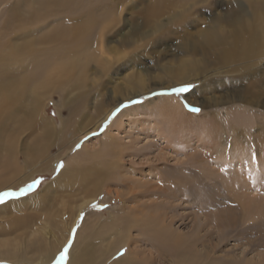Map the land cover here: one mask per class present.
<instances>
[{"label":"rangeland","instance_id":"1","mask_svg":"<svg viewBox=\"0 0 264 264\" xmlns=\"http://www.w3.org/2000/svg\"><path fill=\"white\" fill-rule=\"evenodd\" d=\"M21 1L23 0H1L0 23L4 20L5 12L9 16L13 15L15 10L11 8L19 6ZM241 1L243 7L240 15L243 14V20L248 16L245 13L247 7L252 11L251 14L256 13L247 0H211L196 6L197 15L193 8V14L182 23L184 19L180 17L167 20L172 10L175 12L177 8L162 7L164 12L157 15L161 10L157 6L159 1L130 0L122 8L120 15L117 13L120 9L117 10L115 21L104 30V34L93 38V56L91 55L92 58L85 67V79L82 83L69 85V94H54L44 102L41 110L43 117L47 123L55 126V134L45 133L42 126L33 125L35 128H30L29 118L25 115L28 106L26 99L15 104V107L11 106L13 111H19L17 115L24 113V119L20 122L21 128H16L12 133L4 132V137L0 139V192L19 191L34 180H40L41 183L28 195L0 204V207L3 206L0 208V244L8 239L15 247L13 250L4 248V251H15L12 253L14 255L4 257L17 263L27 260L34 264H47L48 261L43 260V252L60 249L49 263L56 264L61 252L71 241L70 248L74 246L77 253L83 254L84 264H91L102 251L109 255L108 262L111 264H128L133 260V264H172L171 257L163 253L157 239H152L155 231L150 228V222L162 214L164 218H169V230L186 241L185 245L190 244L189 262L183 261L182 264H264V145L261 150L257 146H250V153L245 148L248 151L243 155L246 158L242 157V163L245 164L248 159L247 167L250 162L255 164L250 170L246 166L239 170L233 166L234 163L220 170L217 166H212L211 161L216 158L209 159L208 152H203V145L195 147L197 145L193 144L200 137L199 123L198 129L195 128L187 136H181L176 141L177 144L173 142L170 147L158 136V130L166 131L173 121L171 116L159 111V104L166 97L174 98L186 106L187 110L199 108L200 111L195 112L196 118L203 121L206 120L203 110L206 113L214 109L210 105L213 104V96H216L221 100L218 107L215 105V110L220 114L219 123L227 127L239 126V132L235 131L233 136L240 132L244 134V131L251 136H260L264 132L263 107L257 109L243 102L242 106L245 104L246 108H242L235 100L230 99L236 89L249 84L251 74L264 75V54L257 62L253 59L251 63H234L229 67L231 72L213 76L215 78L210 82L204 80L201 83L202 78L197 77L198 82L193 81L189 85L178 82L174 85L173 81L165 77L173 76L169 68H178L181 65L180 59L185 60L183 56L186 53L172 55L178 52L177 49L174 50L175 44L183 45L181 47L184 49L188 46L185 45L187 39H194L198 29L216 21L220 22L221 34L227 35L228 31L223 30L221 24L233 19V16L227 17L233 9L238 16L236 4ZM148 8L152 10V14H146ZM155 22L159 29L158 25L154 26ZM134 29L142 36L137 35L134 41L123 38L133 34L130 32H134ZM187 33H193V36L188 37ZM115 52L123 57L121 55L115 58ZM100 57L109 58L104 62ZM239 67H242L241 70H237ZM154 76L158 80H151ZM160 82L170 89L146 92L147 86L156 87ZM178 89L187 90L177 92ZM83 94L89 95L84 104ZM79 96L83 100L81 103L77 102ZM96 101L101 102L98 109L95 107ZM113 101L124 102L109 113L107 121L96 125L100 116L113 106ZM78 108L80 117L72 116V112ZM123 112L119 130H112L115 135L113 147H119L127 157L116 168L111 165L115 159L105 152L104 145L109 133L106 131ZM70 118L73 119L69 120ZM66 121H71L66 132L57 136L61 125ZM224 139L227 141V138ZM231 143L228 148L232 146ZM226 146L223 145L221 149ZM9 147L18 151L17 163L20 168L16 173L13 170L2 171L5 159L9 156L13 158L7 152ZM254 149L257 154L253 153ZM37 150L41 154L35 156ZM22 154L32 163L23 165L25 159ZM175 156L178 161L174 159ZM82 162L84 164L80 168L79 164ZM60 163H63V168L57 171ZM67 166L71 172L89 169L88 174H85L88 177L86 180L77 179L73 182L79 185L77 190H70L71 182L66 187L63 186L67 183L61 186L56 182L57 174ZM239 172H242V178L238 176ZM199 175L203 177L202 185ZM178 176L183 182L189 183L188 187L183 183L177 184ZM248 182L251 187L246 185ZM157 185H162L166 194L173 188V191L180 193L175 198H168L169 195L163 193V197L157 192L158 189L152 190ZM252 187L255 190L253 192ZM147 189L149 193H146ZM242 191L243 203L248 199L247 203L251 204L244 205V211L234 199ZM134 194L138 198L134 199ZM4 205L9 207L5 208ZM157 205L160 208H155ZM163 213H166L165 216ZM228 213L230 214L227 215ZM135 222L141 225L147 222L143 234L132 227ZM129 225L132 228L126 234L131 239L130 249L121 241ZM199 225L205 226L202 227L203 230ZM157 226L161 229L160 225ZM38 238L43 242L41 247H44V251L38 247ZM197 239L199 243L195 249L194 242ZM174 264H178L177 259Z\"/></svg>","mask_w":264,"mask_h":264},{"label":"bare ground","instance_id":"2","mask_svg":"<svg viewBox=\"0 0 264 264\" xmlns=\"http://www.w3.org/2000/svg\"><path fill=\"white\" fill-rule=\"evenodd\" d=\"M129 1L130 0H23L21 1V4L19 6H14V9L11 8L12 10H15L13 15L9 16L7 11L5 12L4 20L0 23V116L3 117V122L0 123V139L4 137V132L10 131L9 133H12L15 132L16 128H21L20 122L24 119V113L17 115V112L19 111H13L11 109V106H14L24 99H26V101L28 102V106L25 109L26 112H24L25 115L29 118L28 121L30 122L28 125L30 126V128H33L34 126H42L45 128V133H56L55 126L53 124L47 123L45 118L43 117V112L41 110L44 102L54 94H59L61 92L69 94V85H79L82 83L83 79H85V67L91 60V55L93 54L91 49L94 46L93 38L97 35L104 34V30L107 29L111 22L115 21L117 10L120 9L119 12H117L118 15H120L122 12V8H124L126 3H128ZM155 1H159L157 6L161 7V10L159 13H157V15L164 12L162 7L169 9L177 8L175 12H173L172 10V13H170L171 15L168 16L167 20L172 21L176 19V17H180L181 19H184L182 20V23H184L187 21L186 17L189 18V16L193 14V8L196 14L195 8L197 5L209 3L211 0ZM247 1H250L249 6H251L253 11H255L256 13L251 14L252 11L249 9V7H247L245 9V13H247L248 16L247 19L243 20V14L240 15L241 9L243 7V2L241 1L240 3H237L236 6L239 9L238 16H236L235 10L233 9V12L231 11L227 15V17L233 16V19L225 20L221 24V28L228 31L227 35L221 34L220 22L216 21L211 25H206L205 27L198 29V32L195 35L194 39H187L185 45L188 46L184 47V49L181 47L183 45L175 44L176 47L174 50L177 49L178 52L173 53L172 55L186 53L183 56L185 57V60L181 61V59L183 58L180 59L179 62H181V65L178 68H169L173 76L167 75L165 76L166 79L173 81L175 83L174 85H176L178 82H181L184 85H189L193 81H197V77L202 78L200 81L201 83L204 80L206 82H210L215 78L213 76H219L221 74L229 73V67H232L234 63H236V65H240L243 62L251 63L254 61L253 59H255L257 62L258 58H260V56L264 54V0ZM146 14H152V10L148 8ZM156 25H158V23L155 22L154 26ZM159 28L160 27L158 25V29ZM130 33L133 34L123 36V38L132 39V41H134L138 35L136 29H134V32ZM139 36L142 35H138V37ZM187 36L191 37L193 36V33H187ZM104 53L105 52L103 51V54ZM121 55L122 54L115 52L114 57H120ZM108 58L109 57H100V59H102L104 62L107 61ZM241 68L242 67H239L237 70H241ZM139 78V82H141V77ZM249 78V84L236 89L234 91V94L231 95L230 99L235 100L238 106H242L243 102H247L250 106L256 107L257 109H261L262 107L264 108V75L257 76L255 74H251V77ZM151 80H158V78L157 76H154ZM162 86V82H160V84H158L156 87L147 86L146 92L153 93V91L155 92L161 89H170L169 86ZM85 95L86 96H84L83 94L85 99L84 101L81 100V96H79L77 102L81 103L83 101L84 104V102H86V99L89 98V95ZM130 99L131 98H129V100ZM162 99L163 102L162 104L160 103L161 106L159 104L160 113L171 116V119L173 120L166 128V131L158 130L159 139H161L167 147L173 145V142L174 144H177L176 141H179V138L181 136H187L191 134L195 128L198 129L197 124L199 123L200 134H198V136L200 137L199 139L194 140L193 144L197 145L195 147L203 145V152H208V158H216L211 161L212 166H217V168H220V170L224 167L228 168L229 166H231V163H234L233 166H236V168L239 170H242V168L245 169V166L247 167L248 164L247 161L249 160L247 159L245 161V164H243L242 159L244 158L242 157L246 158V156L243 155L246 151L249 150V147L254 145L257 146L260 150L261 148H263L264 137H262V135H264V132H262L260 136H251L244 131V134L240 132L239 135L236 134L235 136H233V133L235 131L239 132L238 125L227 127L225 126V124H222L221 122L219 123L218 118L220 117V114H218L217 110H215V105H217L218 107V103H221V100L216 96H213V104H209L211 107L214 106V109L211 111L208 110L206 111V113L203 110V113L206 117V120L204 119L203 121L196 118L195 112L187 110L185 108L186 106L176 101L174 98L166 97ZM122 102L124 101H113V106L110 107L107 112H104L102 116H100V118L96 122V125L107 121L106 119L108 118L109 113ZM100 103L96 101V109H98ZM192 104L196 107V105H194V102ZM197 107L199 106L197 105ZM202 107H207V105H204ZM242 108H246V105L243 104ZM79 112V108L75 109L72 112V116H79ZM123 117L124 112L119 114L117 120H115L110 129L106 131H109V133H107V140L105 141L104 145L105 152L115 159L114 161H112L111 165L112 167L116 168L120 167V161L123 162L122 160L127 157L124 154L125 152L123 150H120L119 147L118 149H114L115 146L113 147V138L115 135L112 134V130H119V126ZM221 117H223L222 114ZM72 119L73 118H70L69 120ZM256 121L254 123H256ZM70 122L71 121H66L61 125L57 136H59L60 133L66 132L68 126L70 125ZM94 128H96V126H94ZM225 132H227L228 135ZM260 137H262L263 139ZM208 138L210 140H207ZM224 138H227V141ZM230 142H232V146L228 148L230 146ZM223 145L227 146L226 148L221 149ZM245 148H247L248 150H246ZM38 150L35 151V156L41 154ZM254 150L255 152L253 153L257 154L256 149ZM7 152H9V154L13 158H10V156L9 158H7V153V155L5 156L7 160L5 159L4 161L2 171L13 170L12 172L16 173L20 168V165L17 163L18 151L16 148L9 147L7 148ZM122 153L124 154V156ZM22 155L25 159L23 165L32 163V161H27L24 154ZM213 155H217V157ZM174 159H176V156ZM82 164L84 163L82 162L79 164L80 168ZM250 164L247 167L249 170L251 169V167H255V164H253L252 162H250ZM88 172V168L84 171L83 169L81 171L77 169L76 172H71L70 170H68L67 166V168L63 172H59L57 174L56 182L61 186L64 183H67L63 187L68 186V183L71 182L70 190L74 191L77 190L76 188L79 185L73 182H76L75 180L77 179L86 180L88 177L85 174H88ZM244 174L246 175V173ZM120 176L123 177L122 174H120ZM199 176L200 183L202 185L203 179L201 180V178L203 177H201V175ZM238 176L242 178V172H239ZM81 181L83 182V180ZM207 181H210V179L207 178ZM177 182V184L183 183L182 185H184L185 187H188L189 184L183 182V179H181L179 176L177 177ZM246 185L250 186V183L248 182V184ZM133 189L134 188H132L131 191H133ZM154 189H158L157 192L160 193L159 195H163V193L166 196L169 195L167 196L168 198H170V196L172 198H175L177 197V194L180 193L177 190L173 191V189H175L173 188L168 191V194H166L165 189L162 185L152 187V190ZM253 189L254 187L251 188L252 192L255 191ZM146 193H149V189H147ZM136 194L133 195L134 199L138 198L136 197ZM165 195H163V197ZM237 196L238 197L234 199L238 201L237 203L241 206L243 211L244 205H251L247 203L248 199L243 203V191L241 195ZM158 205L155 208H160L158 207ZM4 206L6 208L7 205ZM165 214L163 213L164 216ZM229 214L230 213H228L227 215ZM223 217L226 218V216ZM163 218L164 217L162 216V214H159L156 219L150 222L152 224V226L150 225V228L155 231L154 235H152V239H157L156 241L158 243V246L161 250H163V253L168 254V257H171L172 264L175 263V259H177L178 264H182L183 261H187L189 259L188 256L190 257V252H188V250H190V244L188 243V245H185L186 241L181 240L174 234L173 231L169 230V226L167 227V225H169V222L167 223V219L169 218H167L166 216L164 219ZM229 218L232 219L234 217ZM220 219H218V221ZM21 220L22 219L20 218L19 221ZM225 220H227V218ZM206 223L208 224V222ZM146 224L147 222L143 223L142 225L135 222L132 224L133 226L129 225V227H127L125 231V235L121 238L122 243L127 244L130 249L131 239L126 233H128L132 227H135L138 229L137 231H139L140 234H143V230L147 227ZM231 224L232 223H230V225ZM157 225H160L161 229ZM219 225L220 223L218 224V226ZM222 225H224V222ZM200 227L202 228L205 226L203 225ZM198 229L199 228L195 230L197 231ZM40 230L42 231V233H44L43 229ZM201 230H203V228ZM191 238L192 240L194 239L192 236ZM42 243V240L38 238V247L41 251H44V247H41ZM198 243L199 240L197 239L194 242L195 249ZM1 247L2 249H0V261L2 262V264H34L33 262H29L27 260H21L17 263L16 261H12L11 258L4 257L5 255L7 256L15 254H12L15 251H4V248H9L11 250L15 248L12 245L11 240H4L3 243L0 244V248ZM59 250L60 249L44 251L43 260L48 261L47 264L51 263L53 261V258L57 256V253H59ZM52 253H54V255H52ZM108 257L109 255L103 254L102 251L91 264H111L110 262H108L110 261V257ZM134 261L135 260L129 261L128 264H133ZM67 264H84L83 254L77 253V251H75L74 249V246H72V248H70L68 251Z\"/></svg>","mask_w":264,"mask_h":264},{"label":"snow or ice","instance_id":"3","mask_svg":"<svg viewBox=\"0 0 264 264\" xmlns=\"http://www.w3.org/2000/svg\"><path fill=\"white\" fill-rule=\"evenodd\" d=\"M187 89H178L177 92L180 91H186ZM133 103H139V101H133ZM122 107H127V105H122ZM192 112H199L200 109L199 108H190L189 109ZM117 111H119V109H117ZM113 115H115V113H113ZM63 168V163H60L57 166V171H59V169ZM41 183L40 180H34L32 183L27 184L25 187L21 188L19 191H4V192H0V204L5 203L7 200L10 199H16L22 196H26L28 195L30 192H32L39 184ZM74 236V233H73ZM71 247V241L69 242V244L64 248V250L61 252L60 256L58 257L56 264H67V260H68V251L69 248ZM123 253H121L122 255Z\"/></svg>","mask_w":264,"mask_h":264}]
</instances>
